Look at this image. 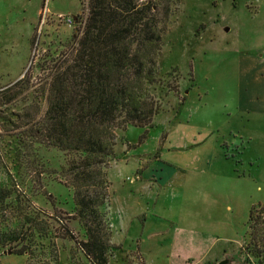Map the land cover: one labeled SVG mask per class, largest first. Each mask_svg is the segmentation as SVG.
I'll use <instances>...</instances> for the list:
<instances>
[{
  "label": "rangeland",
  "instance_id": "1",
  "mask_svg": "<svg viewBox=\"0 0 264 264\" xmlns=\"http://www.w3.org/2000/svg\"><path fill=\"white\" fill-rule=\"evenodd\" d=\"M85 16L86 0H0V264H88L65 175L76 156L36 134L46 74L72 56ZM147 95L150 124L115 129L102 159L107 264H253L243 246L264 203V0H171Z\"/></svg>",
  "mask_w": 264,
  "mask_h": 264
},
{
  "label": "trees",
  "instance_id": "2",
  "mask_svg": "<svg viewBox=\"0 0 264 264\" xmlns=\"http://www.w3.org/2000/svg\"><path fill=\"white\" fill-rule=\"evenodd\" d=\"M170 3L86 0L72 56L46 74L45 109L36 134L49 147L76 156L68 161L65 175L73 218L84 235L77 246L88 264H107L108 233L98 207L107 198L102 159L113 145V131L146 127L156 113L147 87L155 81ZM243 250L253 264H264V203L249 210Z\"/></svg>",
  "mask_w": 264,
  "mask_h": 264
},
{
  "label": "built area",
  "instance_id": "3",
  "mask_svg": "<svg viewBox=\"0 0 264 264\" xmlns=\"http://www.w3.org/2000/svg\"><path fill=\"white\" fill-rule=\"evenodd\" d=\"M57 19H61V16H59ZM64 21V23H65V25H67L68 27L70 26V25H74V22H73V20H71L70 18L68 19H65V20H63Z\"/></svg>",
  "mask_w": 264,
  "mask_h": 264
},
{
  "label": "water",
  "instance_id": "4",
  "mask_svg": "<svg viewBox=\"0 0 264 264\" xmlns=\"http://www.w3.org/2000/svg\"><path fill=\"white\" fill-rule=\"evenodd\" d=\"M217 264H228L227 259H223L221 261H219Z\"/></svg>",
  "mask_w": 264,
  "mask_h": 264
}]
</instances>
